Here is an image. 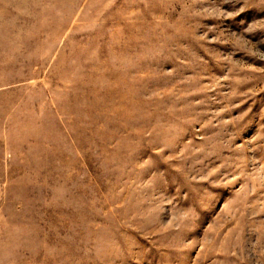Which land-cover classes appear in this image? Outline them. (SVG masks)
I'll list each match as a JSON object with an SVG mask.
<instances>
[{"label":"rangeland","instance_id":"obj_1","mask_svg":"<svg viewBox=\"0 0 264 264\" xmlns=\"http://www.w3.org/2000/svg\"><path fill=\"white\" fill-rule=\"evenodd\" d=\"M0 264H264V0H0Z\"/></svg>","mask_w":264,"mask_h":264}]
</instances>
